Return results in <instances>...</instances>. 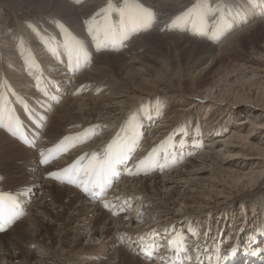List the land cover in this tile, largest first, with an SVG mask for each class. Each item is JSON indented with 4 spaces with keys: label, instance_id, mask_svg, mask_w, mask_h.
Segmentation results:
<instances>
[{
    "label": "bare ground",
    "instance_id": "6f19581e",
    "mask_svg": "<svg viewBox=\"0 0 264 264\" xmlns=\"http://www.w3.org/2000/svg\"><path fill=\"white\" fill-rule=\"evenodd\" d=\"M103 1L0 0V33H2L0 34V47H3L2 43L7 42L10 45L11 41L16 38H18L17 43H19L18 46H15V43L11 44V49H9L11 51L8 53L9 60H11L10 64L8 63L7 65L4 57L0 61L2 63V68L0 64V108H2V111H0V192L9 193L28 206L26 216L8 230L0 232V264H49V261L55 264L59 261L57 259L58 255H63V252H66V256L63 258L66 262L65 264L71 263L77 246L82 244H79V238L82 235L79 230L82 227L77 226L76 235L78 234L79 237L75 238L73 235L72 237L75 240L68 236V230H70L72 222H85L82 217L92 216L93 213H98V210L99 213L94 218H88L91 222L86 225V228L93 224L87 230L90 232L93 230L94 234H98L100 232L98 229L102 228L101 226L99 228V224L103 223L108 226L115 221L118 225H123H119L120 227L118 225L117 227L114 226L113 230L111 227L107 228V232L110 234L113 231V239L118 243L127 239L132 248H136L137 245H143L145 249L143 258L140 255H135L133 250L128 251L127 247L116 249L118 262L108 263L107 261V263L151 264L148 263L147 259L151 255L152 244L147 245V241L153 242V240H157V242H160L164 236L163 234L170 237V233L168 234L165 230L154 231L156 227H161L166 223L171 224L174 220L183 219V221L187 222L208 220L213 214H218L221 210L219 209L220 207L225 209L229 206V203L233 205V201L228 202L227 205H224L222 201H217L212 209L203 213H195L196 209L191 211L190 209H193V206L201 203L202 197L208 193L213 194L216 192V195L213 194V196L218 197L222 193L220 186L228 180L234 183L240 181L244 188H251L254 185V178L260 179L264 172V123L256 122L248 129L249 125L247 126V124L255 122L252 121L250 116L236 122V127L233 128L230 135H223L215 140L216 143H221V147L216 148L217 150L213 149L215 142L208 141L204 145L210 147L208 150L200 149L199 155L188 157L190 159L185 161V163L182 157L179 156L159 161V149L165 148L166 154L170 153L166 144L170 143V139L175 134L168 131L171 124H173L171 121L174 120L167 118L168 110L170 109L168 107L167 113L165 114L166 111L163 112L165 117L162 114L158 122L153 124L151 130H154V132L150 133L149 131L146 135L145 138L149 140L148 143L146 142L148 145L135 157L138 165L129 177L133 179H126L127 181H124L125 183L121 187L117 185L120 192L122 189H125L123 191L127 189L128 193L126 194L130 197H123V193L119 194L118 191L119 196L115 198L114 193L117 190L115 188L110 191L105 199L87 202L92 199L83 192L81 186L73 188V186L65 183V185L58 186L55 184L48 185L52 183V180L59 183L62 181L54 178L50 173L58 172L74 164L78 169H87L94 158L96 160L104 158L103 155L109 152V146H112L111 150L115 151L124 142L123 145H126L129 149L128 156L130 158L133 153L132 147H134L135 143L137 144V139H139L144 126L157 116L151 114L155 110L149 113L150 109L148 114L143 109L137 113L138 108L136 107L141 101H151L147 99L161 97L177 91L180 95L175 94L179 97V100L187 98L191 103L188 107L183 108L186 111L185 116L193 114L190 112L191 110L195 111V109H201V107L203 108L207 105L205 117H210L209 112L215 113V109H227L231 117L237 118V112L234 111V114L230 112L233 108L228 105L231 102L226 101L228 98L225 96V89L227 91L229 86L233 88V73L235 71L245 69L243 67L250 69L255 67V65L233 63V57L236 59V56H239L238 52L252 45L251 52L255 55H260V58L256 60L253 56L248 55V58L251 59L249 62L254 63L256 61L258 68H260L258 70L264 73V7H262L264 6V0H262V3L259 0H240L243 4L234 0H206L208 13L207 16L205 15L207 17L206 22L201 27L186 20L182 21L187 8L195 0H109L99 13H95L98 16L97 18L93 15V11ZM6 6L15 10L18 22H23L22 26L16 27L20 29L17 33L11 32L8 27L7 17L9 14L5 11ZM86 15H90V22L88 23L86 19L79 23ZM25 27H28V32L24 31ZM213 34L217 36L216 39L211 38ZM20 36L25 37L27 43L22 38L19 40ZM0 51H3V48H0ZM60 51L64 52L65 59L58 56L59 53L57 55V52ZM91 51H99L100 55L93 56ZM47 52L49 53V58L52 57L53 61L63 59V62H65L66 58H69L71 54L72 59L70 58V60L72 62L75 61L79 66L83 64L87 66L88 68L86 67L87 70L84 74L77 76L78 81L75 83L78 82L81 89L87 84H92L91 86H94L96 91H88L87 88L83 89V93H80L81 96L86 91L93 96L90 101L87 100L82 104L80 103V107L76 103L70 105L73 102L71 100L63 105L54 106L49 113V120L43 131V136L50 135L53 142L49 146L46 145L47 151L42 156L43 136L42 142L39 143L38 148L35 150L25 146L10 135L8 116L11 112V106L6 101L10 97L23 117L29 119L36 117L40 96L34 98L25 95L19 96L14 90L16 83L24 84L27 88H29V85H33L29 82V77L26 75V71L32 73L31 70L33 68H36L34 71L38 74L39 85L36 89L39 90V93H42L43 89L48 88L56 91L61 96L63 95L67 88V79L63 80L52 75L44 74L43 76L39 74L40 68L47 67V65L46 63L36 62V57L40 53L45 54ZM82 55L88 57L86 62H80ZM240 57H237V59ZM67 62H69V59ZM79 66L68 67L70 71L76 72L75 69L76 67L79 68ZM52 68L48 65L47 69L51 71ZM250 71L253 74L252 77L260 75L257 71H252L251 69ZM237 75H239V72ZM9 80L13 84H10ZM55 85L61 89H56ZM106 85H112V88L109 86L112 90L117 86L116 89L119 91L105 95L102 90L103 86ZM3 88L7 93L2 91ZM232 88L230 90H233L235 86ZM98 91L101 94H95ZM72 94L75 93L72 91ZM241 102L239 101L238 103ZM154 103L156 101L153 102V107L156 105ZM173 107L174 105L171 107L170 113L176 112V110H173L175 107ZM142 112L146 115H142ZM135 113L138 115L135 116ZM134 117L141 118L140 127L136 125L135 129L137 132L135 135L128 137L125 134L127 129L123 130L120 128L129 118ZM1 123H5L6 127L2 126ZM185 125L188 126L187 123ZM189 126H191L190 123ZM208 127L212 128L214 126L212 124ZM71 128H73V131L81 129V132L67 133L65 131L66 129L70 131ZM98 128L102 130L97 132ZM194 129H197V127ZM246 129V133L242 132ZM123 131V135L117 141ZM204 131L206 134L200 139L201 141L209 134L206 130ZM166 132L167 136L165 135L166 137L162 138V134ZM100 133L102 134L99 136ZM255 133L261 136L260 142L253 144L259 151L260 158L256 161L253 159L255 161L253 166L251 165L253 163L248 161V159L252 158L238 144L241 141L248 140L251 136L257 138ZM104 139L110 141L103 142ZM152 140L156 141L152 143ZM84 141H89L87 146L84 145V147H88L85 153L68 157L66 163L56 166L54 164L51 166L45 165L44 159L45 157L48 158L49 149L60 151V153L69 152L76 144L80 143L83 145ZM201 141L196 139L194 142L196 144L189 148L186 145L184 148L185 153L188 149H191L192 152L193 150L197 151L193 148L195 145L203 146ZM153 144L154 146L150 147ZM234 150L235 153L225 157L224 151L229 153V151ZM171 153H173V150ZM220 155L221 159L219 160L218 157ZM56 156L58 158V155ZM85 157L88 158L87 162H83ZM56 158L53 163L57 162ZM128 159L121 165H125ZM149 159L152 161L151 167L139 165L140 161ZM219 161L221 164L218 166ZM228 164H232V166ZM171 166L173 170L165 173L164 171ZM253 167H260V170L254 171L252 170ZM11 172H15L17 175ZM124 172L126 175L129 174L126 167ZM196 175L197 177H194ZM207 181H209V184H206ZM183 182L186 185L188 184L187 190L177 189L181 187L180 183ZM138 184H140L139 187H137ZM39 185H42V188L37 191L39 189L37 186ZM32 187H34L37 194L34 199H31ZM151 188L156 192L151 191L149 193ZM163 189L166 190V193L162 192ZM239 190L242 191L243 189ZM70 193H74L73 197H71ZM112 195L114 197L109 198ZM64 197L69 198L67 203L63 202ZM107 197L110 201L106 200ZM29 199L31 200L29 201ZM33 200L35 201L33 202ZM133 200L136 201V206L141 204L139 213L127 215L122 213L121 209L114 208L118 202L120 204L127 202L130 204L135 202ZM181 201L189 207L185 215L182 214L183 209L181 210V207H179ZM77 203L79 205L76 207ZM195 203L196 205H193ZM252 205V208H254L255 205ZM144 208L147 210L146 212H143ZM71 211L72 213H70ZM45 219H47L46 223L44 222ZM124 221L138 225L129 227L128 224H124ZM141 221L142 224L139 225ZM146 230H150V232H144ZM189 231L193 230L190 229ZM101 233L106 234L105 232ZM258 237L259 239L257 240ZM105 240L103 239V242ZM184 240L185 237H180V239L176 240L175 247L166 251L164 254L166 257L162 260L165 264H182L181 260L184 257L178 245L184 244ZM261 241L264 243V232L255 236V239L251 240L252 244L250 246L246 245L244 246L245 248L242 246L243 251L241 254L232 258L233 264H264V255H261V252H264V248L259 246ZM72 242L75 244L69 248ZM56 243H59L60 246L55 250L53 246ZM255 243L258 245L253 247ZM114 244L108 242V244L104 243L99 246L94 245L92 246L93 249L89 248L90 245L82 247V253L85 254V257H80L81 261H79V264L86 262H83V259L95 258L97 252L105 253ZM194 244L199 246V242L195 239ZM65 247L69 248L68 252ZM262 248L263 250L261 251L260 249ZM162 249L165 250L166 246ZM154 250L157 251L159 249L155 246ZM206 250H202L198 257H204V259L209 260L211 256ZM161 252L158 251L156 256L162 257ZM193 252L196 254L197 250ZM146 253L149 254L145 255ZM81 254L79 253L78 255ZM191 261H193V258ZM197 261V264H201L199 260ZM75 264H77L76 261ZM218 264H221V262Z\"/></svg>",
    "mask_w": 264,
    "mask_h": 264
},
{
    "label": "rangeland",
    "instance_id": "374dc122",
    "mask_svg": "<svg viewBox=\"0 0 264 264\" xmlns=\"http://www.w3.org/2000/svg\"><path fill=\"white\" fill-rule=\"evenodd\" d=\"M234 1L241 2L240 0H234ZM108 2H109V0L108 1L104 0L103 3L100 4L95 9V11H93V15L98 18V16L95 13H99L106 6V4ZM259 2L262 3V0H259ZM241 3L243 4V2H241ZM262 7H264V6H262ZM5 11L9 14L8 17H7L9 29L11 30V32L17 33L18 31H20V29H17L16 27L22 26L23 22L20 23V21L19 22L17 21V17H16L17 13L15 12L14 9L7 8V6H6L5 7ZM207 13H208V5H207L206 0H195L187 8V11H186V13L183 16L182 21L186 20L187 22L194 23L197 26L201 27L206 22ZM86 19H87V21L89 23L90 22V15L84 16L83 19L80 20L79 23H81V21L86 20ZM28 30H29L28 27H25L24 31L28 32ZM115 30H117V29H115ZM0 34H2V33H0ZM19 35H21V33H19ZM20 38H22V40L25 43H27V39H25V37L20 36L19 40H20ZM17 39L18 38L14 39V40L12 39L13 41H11V44L15 43V46H18L19 43H17ZM11 44L9 45L8 42L7 43H2L3 47H0V48H3V51H0L1 53H3L2 55L0 53V61L2 60V57H4L5 61H7V65H8V63L10 64V62H11V60H9L10 58H9V54H8L11 51V50H9V49H11ZM4 45H5V47H4ZM251 46L252 45H249L247 49L241 50L240 52H238L239 56H236V59H235V57H233L234 59L232 61H233V63H239V64H244V65L254 64L255 67H257V68L253 67V68H250V69L252 71H257L258 74H260V75H256V76L252 77L253 74L250 73L251 72L250 69L247 68V67H243L245 69L238 70L237 72L235 71L233 73V81H234L233 82V88H234V86H235V88L233 89L232 87L229 86V87H227V91L225 89V96H226V98H228V99H226V101L227 102H231V104H228V105H230L233 108V110L230 111V112H232L233 114H234V111L237 112L238 113L237 118L231 117L229 115V110H227V109L226 110L225 109H218V110L215 109V111H216L215 113L214 112H211V113L209 112L210 117L209 116L205 117L206 113H207V110H206V108H207L206 106L207 105L204 106L203 108L201 107V109L200 108L197 109V110L195 109V111L191 110L190 112H192L193 114H189L188 113L189 115L185 116L186 111H184L183 108L188 107L191 103L187 100V98L179 100V97L176 94L180 95V93H178L177 91L174 92L173 90H172L173 92H170V94L168 93V94H166L164 96H161V97H156V98H153V99H147V100H151V101H146V100L141 101L142 103L140 102L139 105L136 107V108H138L137 113L141 109H143L144 112L148 114V110L150 109L149 113H151L152 111L155 110L151 114H154V115H157V116L155 118L151 119L150 121H148L147 124L144 126L143 131L141 132V134L139 136V139H137V141H138L137 144L135 143L134 147H132V152L133 153H132L131 157L129 158V160H127V162H126V168H127L126 170H128V169H131L132 171L135 170V168L137 166V164H136L137 160L135 161V157L138 156L141 153V151L143 150V148L148 145L147 143H148L149 140H147V138H145L146 135L148 134L149 131H150V133L154 132V130H151L153 124L158 122V120L160 119V116H162V114L165 117V114L167 113L168 107L170 109L168 110L169 114H168L167 118L174 119L173 121H171L173 124H171L170 128L168 127L170 129L168 131L171 132V133H175V134L170 139V143L168 142L166 144L167 145V150L170 153L166 154L165 148H160L159 149V154H158V160L159 161H163L166 158L172 159V158H175L176 156L182 157L184 163L187 160L189 161V159L191 157L196 156L197 154L198 155L200 154L199 153V152H201L200 149L208 150L210 148L209 146H204L205 143H207L208 141L209 142L210 141L215 142V140L217 138H219V137H221L223 135H230L232 133L233 128L236 127V122H238L242 118H246V117L250 116L252 121H255V122H252L253 124H247V126L249 125L248 129L251 128L252 125H254L256 122L257 123H259V122L260 123H264V97H263L264 96V73H262L260 70H258L260 68H258V63L256 61H254V63H250L249 62L251 59L248 58V55L249 56L250 55L253 56L254 59H256V60H258L260 58V55H255V54H253L251 52L252 51V47ZM40 52H42V51H40ZM92 52L93 51H91V53ZM98 52H93L92 53L93 56L100 55V52L99 53ZM58 53H59V55H58ZM63 53H64L63 51H60V52H57V55L65 59V55ZM71 57H72V55L70 54L69 58H66L65 62H63V59H61L60 61H58V60L53 61L51 59L52 57L49 58V53L47 52L45 54L44 53H40L39 56L36 57V59H37L36 62H39L41 64L46 63V65H47V67H43L45 69H43V68L41 69L40 68L39 74H41L43 76H44V74L52 75L53 77H57V78L59 77V78H61L63 80L64 79L68 80L67 88L65 89V92L63 93V95L62 96L60 95L62 97V99H61V101L58 104L59 105H63L67 101L71 100L73 102L70 105H74V103H76V105L80 107V105L83 102H85L87 100L90 101L91 97L93 96V95H90L87 91L85 92L86 94L84 93V95L82 94V96H81L80 93L83 91V89L87 88L88 91H92V90L96 91V88H94V86H91L92 84H87L84 87H82V89H81L79 87L80 84L78 82L75 83L76 81H78L77 76H82L84 74V72L87 70L88 67L83 64V65L79 66V68H81V69L76 67V69H75L76 72L70 71L68 66L70 64H72V63H70V62H72L70 60ZM237 57H240V58L237 59ZM68 59H69V62H67ZM0 64H1V68H2V63H0ZM48 65H49V67L51 66V68L53 67L51 69V71L49 69H47ZM35 69L36 68H33L32 70L30 69L33 74L29 73L28 71H26L27 72L26 75L29 77L28 78L29 82L32 83L33 85H31V86L29 85L28 86L29 88H27V86L24 85V84H20V83L17 84L16 83V85L14 86L15 93H18L19 96H24L25 95V96H29L31 98L32 97L34 98V97L41 96V93H39V90L36 89L38 87V85H39V79L37 77L38 74H36V71H34ZM238 72H239V75H237ZM17 79H15V80H17ZM9 83L13 84V82L11 80H9ZM74 83H75V85H74ZM109 86L111 88L113 87L112 85L103 86L104 88H103L102 91L105 93V95L106 94L109 95V94H112V92L119 91L118 89H116L117 86H116V88H113V90ZM75 87H77V88H75ZM231 88L233 90H230ZM78 89H79L80 92L78 91ZM74 90H75V92H74ZM2 91L7 93L4 88H3ZM72 91L75 94H72ZM76 93H77V95H76ZM95 94L99 95V94H101V92L98 91L97 93L95 92ZM8 98H10V97H8ZM3 100H4V97H3ZM152 101L153 102L156 101V103H154V104H156L154 107H153V102ZM239 101H242V102L238 103ZM225 102H223L224 105H226ZM173 105L175 107V109H173V110H176V112L170 113V110H172L171 107ZM149 106L151 108L152 107L153 108L151 109ZM161 108H163V109H161ZM76 111H78V110H76ZM163 112H165V114ZM137 113H135V116L138 115ZM142 115L145 116L146 114H144L142 112ZM144 116H142V117H144ZM164 120H165V118H164ZM130 121L134 122L138 127H140L139 124H140L141 118H138V117H136V118L134 117V118H131V119L129 118L127 120V122L122 124V127L120 129H123V130L127 129V131H125L126 132L125 134H127L128 137L135 135V133L137 132L136 129L133 130V129L129 128ZM186 123L188 124V126L185 125ZM189 123H190L191 126H189ZM212 124H213L214 127L209 128L208 126L212 125ZM227 125H229V126H227ZM216 126H217V128L215 129ZM195 127H197V129H194ZM199 129H201V130H199ZM100 130H102V129L98 128L97 132L100 131ZM204 130L209 132V134H208V136L206 138H203V141H201L200 139H202L203 135L206 134ZM65 131L67 133L68 132H71V133L78 132V133H80L81 129H79V131L78 130L77 131L76 130L73 131V128H71L70 131H69V129H66ZM199 131H200V133H198ZM242 132L246 133L247 129L242 131ZM71 133H69V134H71ZM102 133H100L99 136ZM123 133H124V131L120 134L119 138H117V141H119V139L123 135ZM199 134H201V135H199ZM165 135L167 136V132L162 134V138L166 137ZM255 135H257V138H255V136H251L248 140L241 141L240 143L237 142V143H239L238 145L240 147H242L243 150H245L244 152H247L249 154V157L252 158V159H248V161L253 163V164H251L253 166L255 164V161L257 159L259 160V158H260V154L258 153L259 151L253 146V144L254 143L258 144L260 142V140H261V136H258V133L257 134L255 133ZM50 137H51L50 135L43 136V143H42V149H43L42 152L43 153L44 152L46 153L47 146L51 145V142H53L52 137L51 138ZM49 139H51V140H49ZM155 139H157V138H155ZM196 139L198 141L203 142V146L199 143L201 146L195 145L194 148H193V149H196L197 151L193 150V152H192L191 149H188V151L186 150L187 152L185 153L184 148L186 147V145H187V148H189L190 146L192 147L193 144H196V143H194L196 141ZM108 141H110V140H107V139L103 140V142H108ZM155 141L152 140V143H154ZM41 142H42V139H41ZM88 142L89 141H84L83 145H81L80 143L76 144L74 147L71 148V151H69V152H61L60 153V151L59 152L57 151L56 155H58V158H56L57 156L55 157L57 159L56 160L57 162L53 163V161L55 159L51 160V161L48 160V162L45 163V165L46 166H51V165L54 164L56 166L58 164L66 163L68 157H70V156H73V155L76 156L77 154L85 153V151L88 149V147H84V145L87 146ZM123 143L124 142H122L121 144H123ZM220 144H221L220 142H217V143L215 142V144H214L215 147L213 149L217 150L216 148H218V147L220 148L221 147ZM153 146H154V144L150 145V147H153ZM257 147H258V145H257ZM180 148H181V150H180ZM237 149H239V148H237ZM172 150H173V153H171ZM227 152L228 151H224L223 152L225 157L230 155V154H232V153H235V150L234 151H229V153H227ZM189 153H192V154H189ZM188 157H190V158H188ZM263 158H264V156H263ZM85 159L88 160V158L85 157V158H83V162H84ZM218 159L219 160L221 159V155H220V157H218ZM219 164H221L220 161L218 162L217 165L219 166ZM228 165L232 166V164H228ZM178 166H181V165H178ZM169 168L166 169V171H164V172L165 173L168 172V171L171 172L173 170L172 166L169 167ZM259 168L260 167H257V168L253 167L252 170L259 171L260 170ZM11 173L14 174V175H17L15 172H11ZM153 174H157V173H153ZM153 174H151V175H153ZM129 177H130V174H127V175L125 174L124 178L117 185L119 187H121V185L123 186V184L127 181L126 179H131V180L133 179V178H129ZM194 177H197V175L194 176ZM31 180H33V178H31ZM240 183H241L240 181L237 182V183H234L231 180H228L227 182L222 183V185L220 186V188H222V193L219 194L218 197L213 196V194L216 195L217 192L213 193V194L208 193L207 195L202 197V201H201L200 204H198L197 206H193V209H190L191 211L196 209L195 213H197V212L198 213H203V212H205L207 210L212 209L213 206L215 205V202H217V201H222L224 205L225 204L227 205L228 202H232L233 201V205H230V203H229V206L226 207L225 209H222L220 207L219 209H221V210L218 212V214H213L211 216V218H209L208 220L204 219V220H200V221L197 220V221H193V222L183 221V219L179 220V221L174 220L175 222L173 221V223H171V224L170 223L169 224L168 223H166V224L163 223L164 224V225L162 224L163 226L156 227L154 229V231H157V230L164 231L165 230V231H167L168 234L170 233V237L171 238L168 237L169 235L163 234L164 236L162 237L160 242H157L156 239H155L156 241L153 240V242H151L150 240L147 241V245H149L150 243L152 244V246H151L152 247L151 248V255L148 258L149 260L147 259L148 263H151V264H165V262L162 261V260H164V258L166 257V255H164L166 253V251H168V249H171L173 247V243L172 242L176 241L177 239H180V237H183V238L185 237V240H184L185 243L184 244L181 243L180 245H178V246H180L179 250L183 254V257L185 258V259L183 258V260H181L182 264H195V262L197 260H199V262H201V264H218L220 262H221V264H225V263L226 264H229V263L233 264L234 262H232V258L235 255H240L241 252L243 251V248H245L244 246H246V245L250 246L252 244L251 240L255 239V236H258L260 233L264 232V219H263L264 218V172L262 173V176H261L260 179H258L257 177L254 178V180H253V184L254 185L251 188H244L243 185L240 184ZM53 184H55L56 186L65 185L63 183H59L58 181L54 182V180H52V183L51 184L49 183L48 185L51 186ZM206 184H209V181H207ZM42 185L37 186L39 188V189H37V191L41 190ZM117 185L115 186V188L117 189V190H115V193H114L115 198L117 196H119L120 193L121 194L123 193L122 194L123 197H130V196H128L126 194V193H128L127 189H126V191H123L125 189H122V191L120 192V190L117 187ZM180 185H181V187L180 188L178 187L177 189H182V191L187 190L188 184L186 185V183L183 182V183H180ZM139 186H140V184H138L137 187H139ZM73 188H77V187L75 186ZM239 189H243V190L240 191ZM32 191L33 192H32L31 199L32 198L34 199V198L37 197V194L35 193L36 191L34 190V187H32ZM118 191H119V194L117 193ZM151 191L152 192L154 191L153 188H151L149 190V193H151ZM155 192L156 191H154V193ZM162 192L166 193V190L163 189ZM70 194L72 195V196L71 195L70 196L73 197L74 193H70ZM124 194H126V195L124 196ZM145 195H147V194H145ZM114 196L112 195L109 198H113ZM147 197H150V196L147 195ZM109 198L107 197L106 200L110 201ZM156 198H158V197L156 196ZM68 199H69L68 197H64L63 198V202L67 203ZM34 201L35 200H33V202ZM133 201H135V200H133ZM87 202H94V201H87ZM135 203H136V201L135 202H131L130 204L128 202L125 203V204H120L118 202L117 204H115L114 208L115 209H121L122 213H125L127 215H131V214L133 215V213L134 214H136L137 212L139 213V211L141 210V204L139 206H136ZM252 204L255 205L254 208H252V206H253ZM78 205H79V203H77L76 207ZM193 205H196V203L193 204ZM179 207H181V210L183 209L182 210V214L183 215H185L186 211H188V209H189V207L187 205H185L182 201L179 204ZM144 211L146 212L147 210L144 208L143 212ZM70 213H72V211ZM98 213H99V210H98ZM98 213L96 212V213H93L92 216L82 217L83 218L82 220H85V222L83 221L84 223L83 222H80V223L72 222V224H71V226L69 228L70 230H68V236L71 239L73 238V240H75L74 237L75 238L79 237L78 234L76 235L77 226L78 227H82L79 230L80 231L79 233L82 234L81 237L79 238V242L80 243L78 242L79 244H81V243L82 244H81V246L80 245L77 246V250L75 251V254L73 255L74 259H72L73 261L71 260V263H69V264H75V261H76L77 264H79V261H81L80 257H82V258L85 257V254L82 253L83 252V248L82 247H84L86 245H90L89 248L93 249L92 246H94V245H98L99 246V245H103L104 243L108 244V242L109 243H113V244L116 243V244H114L113 247H111L110 250L106 249L107 251L105 253L104 252H102V253L97 252V255H96L95 258L83 259L84 260L83 262L86 261L83 264H106L107 261H108V263H110V262L117 263L118 262V259H117L118 257H117V254H116L117 251H115V250L116 249H123L125 247H127L128 251H132L133 250V253L135 255L136 254L140 255V257L143 258V255L145 253L144 252L145 249H144L143 245L142 246L137 245L136 248H132L131 244H129L127 242V239L125 241H122V242L118 243L115 239H113V236H112L113 231H111V234L109 232H107L108 231L107 230L108 227L109 228L111 227L112 230H113L114 226L117 227L118 224L115 223V221H114L113 224L111 223L108 226H106L103 223L99 224V228H100V226L102 228H100V230L98 229V231H100V232H98V234H94L93 230L91 232L89 230H87L88 228H91L92 224H93L92 223L90 227L86 228L87 227L86 225L90 224V222H91L89 219L94 218V216L97 215ZM248 216H250V217L248 218ZM248 219L250 221L249 223H248ZM46 220L47 219H45V221H44L45 223H46ZM108 221H110V220L108 219ZM102 224H103V226H102ZM124 224L125 225L128 224L129 227H134V226L138 225V224H133L132 222H130V224H129L128 222H125V221H124ZM141 224H142V221L139 223V225H141ZM119 225L121 226L123 224H119ZM119 225H118V227H120ZM190 229H192L194 232L193 231H189ZM150 230H146L144 232L148 231V233H149ZM182 231H183V233H182ZM101 232H105L106 234L101 233ZM71 233H73V234H71ZM193 233H194L195 236L193 235ZM69 234H71V235H69ZM176 234H177V236H175ZM73 235H74V237H72ZM105 235H106V237H105ZM107 236H108V238H107ZM102 238L104 240L105 239L106 240L103 242ZM194 239L199 242V246L197 244H194ZM258 239H259V237L257 238V240ZM48 241L51 242L50 240H48ZM101 242H102V244H101ZM94 243H98V244H94ZM74 244L75 243L72 242L69 245L70 246L69 248H71ZM257 245L255 243L253 247H255ZM59 246H60V244L56 243L53 246V249L56 250V249L59 248ZM155 246L159 250L155 251L154 250ZM164 246H166L165 250L162 249ZM242 246H243V248H242ZM259 246L264 248V243L261 241L259 243ZM69 248L67 249L65 247L67 252L69 251ZM263 248L260 249V250L262 251ZM194 250H197L198 254L197 253L195 254V252H193ZM202 250H206L207 253L209 254V256H211V258L209 260L208 259H204V257L203 258L198 257L201 254ZM158 251H162L161 255H162L163 258L161 256H159V257L156 256ZM79 253L80 254L82 253L83 255L82 254L78 255ZM263 253L264 252L262 251L261 255H264ZM62 254L63 255H61V256L58 255L57 259L59 261H57L55 264H65L66 263L65 260L63 259L66 256V252H63ZM230 254H231V256H230ZM145 255H147V254H145ZM109 257H111V258H109ZM192 258H193V261H191ZM201 259H203V260H201ZM223 259H224V261H223ZM94 260H95V262H94ZM103 262H105V263H103ZM48 263L49 264H53V263H50V261ZM197 263H198V261L196 262V264Z\"/></svg>",
    "mask_w": 264,
    "mask_h": 264
},
{
    "label": "snow or ice",
    "instance_id": "6c2138e0",
    "mask_svg": "<svg viewBox=\"0 0 264 264\" xmlns=\"http://www.w3.org/2000/svg\"><path fill=\"white\" fill-rule=\"evenodd\" d=\"M213 39H216L217 36L215 34L212 35ZM88 57L86 55H82L80 57V62H86ZM73 65L79 66L75 61L72 62L69 66ZM2 111V108H0ZM9 122V131H12L11 125L14 124V119L11 115L8 116ZM136 124L132 121L129 123L130 129H135ZM15 135L16 133L13 132ZM68 139V138H66ZM112 146H109V152L102 160H96L94 158L93 162L90 163L87 169H79L77 170L76 165H72L68 168L62 169L58 172L50 173L56 179L63 180L67 179L69 183H80V186L83 188L85 192H89L93 197H99L104 189L110 185V179L112 176L117 175L116 165L123 163L128 156V147L126 145H119L115 151L111 150ZM54 150H48V156L53 155ZM44 156V153H41ZM48 159L45 157L44 163H47ZM139 165L151 167L152 161L151 159L145 161L142 160L139 162ZM129 174H133L131 169H128ZM81 175L87 177L86 179H81ZM107 207V205H105ZM17 207L13 197L9 194L0 192V231L5 230L3 225L14 222L17 216ZM173 247L176 245V241H173ZM149 254V253H146Z\"/></svg>",
    "mask_w": 264,
    "mask_h": 264
}]
</instances>
